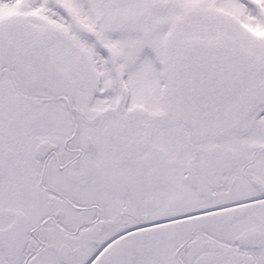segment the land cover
I'll use <instances>...</instances> for the list:
<instances>
[{
	"label": "snow or ice",
	"instance_id": "obj_1",
	"mask_svg": "<svg viewBox=\"0 0 264 264\" xmlns=\"http://www.w3.org/2000/svg\"><path fill=\"white\" fill-rule=\"evenodd\" d=\"M0 264H264V0H0Z\"/></svg>",
	"mask_w": 264,
	"mask_h": 264
}]
</instances>
